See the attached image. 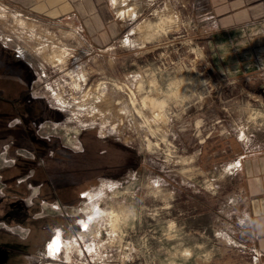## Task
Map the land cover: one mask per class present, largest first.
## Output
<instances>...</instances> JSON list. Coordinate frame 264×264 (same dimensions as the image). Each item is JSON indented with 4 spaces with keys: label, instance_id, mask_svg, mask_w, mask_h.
<instances>
[{
    "label": "rangeland",
    "instance_id": "rangeland-1",
    "mask_svg": "<svg viewBox=\"0 0 264 264\" xmlns=\"http://www.w3.org/2000/svg\"><path fill=\"white\" fill-rule=\"evenodd\" d=\"M193 2L144 0L131 18L117 13L126 24L112 44L96 46L75 15L50 19L0 0V41L30 64L49 101L36 129L58 140L38 155L50 170L74 167L65 187L76 194L64 198L77 200L66 209L48 200L52 222L39 233L12 227L19 244L0 245V264H256L238 229L235 182L222 170L245 137L264 139L262 74L249 73L261 34L252 26L216 34ZM53 48L65 50L62 62L48 59ZM26 128L0 105L2 221L29 195L9 192L8 178L25 170L5 165L33 150ZM56 141L83 151L64 160ZM37 176L31 181L45 184ZM58 235L62 246L51 254Z\"/></svg>",
    "mask_w": 264,
    "mask_h": 264
},
{
    "label": "crops",
    "instance_id": "crops-1",
    "mask_svg": "<svg viewBox=\"0 0 264 264\" xmlns=\"http://www.w3.org/2000/svg\"><path fill=\"white\" fill-rule=\"evenodd\" d=\"M143 1L138 0L137 2L141 5ZM7 3L27 13L50 19L75 15L96 46L112 44L121 35L126 24L124 19L119 17L115 11L112 0H7ZM193 7L197 11L206 8L201 21L210 22L216 27V34L224 36L252 26L253 34H261V37H258V44L264 46V0H194ZM254 40H256V36ZM0 43V105L1 107L8 106V110L14 113L15 123L20 122L24 129L28 127L27 124L35 129L36 124L45 121L39 120V118L43 119L44 112H46L45 115L48 114L49 101L42 94V89L36 81L34 69L30 64L17 55L8 44L1 41ZM263 46L254 48L251 52L253 65L249 73L252 75L262 74L257 83L262 89L261 97L264 100ZM35 119L39 120L38 123ZM26 129L29 137L30 131L28 128ZM35 132L38 137L48 139L50 142L56 139L49 132L45 134L37 129ZM28 139L31 149L33 148L34 151L23 149L24 152H20L18 150L19 155L10 161L11 165L5 164L16 170L22 168V172L25 170L22 177L8 178L7 186L9 188L7 189L9 192L23 195L27 189L29 195L24 200L25 206L19 208V212H7L4 220H0V233L11 235V237L8 236L7 240L0 241V245L19 244L14 242V238L19 236H14L15 232L11 230L12 227L22 228L23 225H27L28 232L36 231L39 233L38 226L52 222L45 209L49 204L48 200L51 201L49 198L52 196L53 189L46 180L45 184L39 182L38 185L31 181V178L36 181L40 179L37 176L39 171L46 177L47 169L50 170V168L42 160L41 155H36L40 146L33 143L31 145V138ZM244 139L245 142L242 141L240 144L242 148L233 153L231 158L224 163L228 167L224 168L225 170L222 167V175H227L235 182L233 194L236 197L238 207V229L243 235L242 241L249 249L256 250V264H264V139L254 144L248 142L249 138L245 137ZM63 147L76 154L83 151L82 149L73 150L65 145ZM37 159H41V161L38 162ZM12 165L14 166L11 167ZM69 189L76 192L74 186L65 187V191ZM64 194L65 192L61 198L64 197ZM54 198L56 204L66 209L56 194ZM42 199L44 200L42 201ZM17 213L22 216L21 219L20 216L16 217ZM25 214L28 215L27 221ZM21 221L26 222L22 224ZM10 263L11 259L8 258L3 264Z\"/></svg>",
    "mask_w": 264,
    "mask_h": 264
},
{
    "label": "trees",
    "instance_id": "trees-1",
    "mask_svg": "<svg viewBox=\"0 0 264 264\" xmlns=\"http://www.w3.org/2000/svg\"><path fill=\"white\" fill-rule=\"evenodd\" d=\"M40 118H39V120H41ZM42 118H45V117L43 116ZM39 120L35 119V121H37V123ZM27 126H28L27 128L30 131L29 137L31 138V143L39 145L40 148H42L43 146H45L48 149L52 148L51 142L48 139L40 138L37 136V134L35 132L36 128L34 129L29 124H27ZM55 140H58V139H55ZM53 149L55 150L54 151L55 153H56V151L58 152L56 156L62 157V159H64V160H67L68 158L71 159L73 156L76 155L75 152L73 153L69 149H67L66 147H63L59 143V141L58 142L56 141V147L54 146ZM36 155L38 156V152L36 153ZM68 164L66 166L62 167L60 170H58L59 168L56 169V171H55V169L54 170L47 169V174H45L46 175L45 179H46L47 183L49 182L50 187L53 189L52 196L49 199H51V201H54L55 200L54 195L56 194V196L59 197V199H61L59 201L62 205H72V204L77 203L76 197L73 198L72 200H67L64 197L61 198L62 197L61 195L65 192V185L67 184V181H69L67 176L69 173L72 172V169L74 168V167H70V165H68ZM90 183H91V180H86L83 182V185H80L79 187L80 188H84V187L87 188V186H89ZM72 186H74V185H72ZM74 189L76 190L75 187H74Z\"/></svg>",
    "mask_w": 264,
    "mask_h": 264
},
{
    "label": "bare ground",
    "instance_id": "bare-ground-1",
    "mask_svg": "<svg viewBox=\"0 0 264 264\" xmlns=\"http://www.w3.org/2000/svg\"><path fill=\"white\" fill-rule=\"evenodd\" d=\"M127 0H112L113 6L115 7L117 13L119 15H123L125 17L131 18L135 15H137V13H139V11L141 10V6L137 5L136 3L134 5H128L126 7H124V9L122 8L123 6H125ZM164 20V19H163ZM171 21V20H170ZM150 23V22H149ZM148 23L146 21H142L137 25V29L143 30L147 27ZM128 39H125L122 41L123 45H128ZM47 57L48 59H50V61L52 62H62L64 60L65 57V50L61 49V50H56V48H53L52 51L49 53L47 51ZM118 87V86H117ZM120 87V86H119ZM144 97V96H143ZM150 104L155 107L158 105H162L163 101H158L155 98H151L150 100ZM142 102L145 104L147 101L146 100H142ZM159 106V107H160ZM163 106V105H162ZM161 108V107H160ZM158 109V108H157ZM139 112V111H138ZM140 113V112H139ZM158 116V115H157ZM115 210V209H114ZM113 210V211H114ZM124 210V209H123ZM110 211V210H109ZM110 214V213H109ZM112 216H116L117 215L113 212ZM113 218V217H112ZM119 218V217H118ZM117 220V218H116ZM115 220V221H116ZM62 246V241L61 238L58 236H56V238L54 239V241H52V243L49 245V252L51 254L58 252V250L60 249V247Z\"/></svg>",
    "mask_w": 264,
    "mask_h": 264
},
{
    "label": "built area",
    "instance_id": "built-area-1",
    "mask_svg": "<svg viewBox=\"0 0 264 264\" xmlns=\"http://www.w3.org/2000/svg\"><path fill=\"white\" fill-rule=\"evenodd\" d=\"M255 254H256V256H255V258H256V257H257V253H256V250H255ZM2 257H3V255H2ZM2 257H0V259H1Z\"/></svg>",
    "mask_w": 264,
    "mask_h": 264
},
{
    "label": "flooded vegetation",
    "instance_id": "flooded-vegetation-1",
    "mask_svg": "<svg viewBox=\"0 0 264 264\" xmlns=\"http://www.w3.org/2000/svg\"><path fill=\"white\" fill-rule=\"evenodd\" d=\"M3 253H4V252H0V257H2Z\"/></svg>",
    "mask_w": 264,
    "mask_h": 264
}]
</instances>
